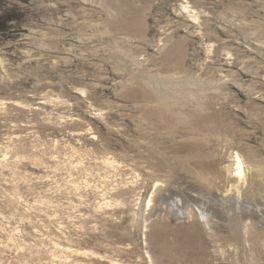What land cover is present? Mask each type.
I'll return each mask as SVG.
<instances>
[{
  "label": "rangeland",
  "instance_id": "rangeland-1",
  "mask_svg": "<svg viewBox=\"0 0 264 264\" xmlns=\"http://www.w3.org/2000/svg\"><path fill=\"white\" fill-rule=\"evenodd\" d=\"M234 152L264 170V0H0V264H264Z\"/></svg>",
  "mask_w": 264,
  "mask_h": 264
},
{
  "label": "bare ground",
  "instance_id": "bare-ground-1",
  "mask_svg": "<svg viewBox=\"0 0 264 264\" xmlns=\"http://www.w3.org/2000/svg\"><path fill=\"white\" fill-rule=\"evenodd\" d=\"M205 122H207V124H210V119L207 118ZM249 168L250 167H249V165L247 166L243 156L239 152H234L231 155V158H230L228 164H224L221 166V168L219 169L220 170L219 173L225 174L227 178H229L231 181H233L234 185H235V188L233 190H235L238 194H240L241 189L244 188V185L247 184L248 181L251 183L259 184V185L261 184V181L262 182L264 181V179L261 178V176L264 175V173H263L264 170L262 171L259 168H257V169L250 168L251 171L248 172ZM219 173H217V174L219 175ZM210 180H212V179H210ZM202 217L203 218L205 217V215L203 213H202ZM124 264H130V263H124ZM135 264H137V263H135Z\"/></svg>",
  "mask_w": 264,
  "mask_h": 264
}]
</instances>
